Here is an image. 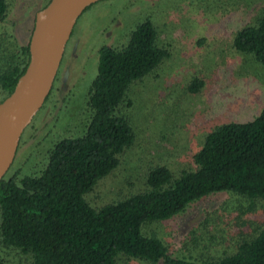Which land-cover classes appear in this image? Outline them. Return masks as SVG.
<instances>
[{
  "label": "rangeland",
  "instance_id": "obj_1",
  "mask_svg": "<svg viewBox=\"0 0 264 264\" xmlns=\"http://www.w3.org/2000/svg\"><path fill=\"white\" fill-rule=\"evenodd\" d=\"M0 33L26 43L43 0H8ZM264 0H98L78 17L67 41L54 87L23 131L7 170L19 178L37 173L47 152L62 136L81 133L88 119L86 95L97 72L103 44L121 47L146 17L170 54L156 69L132 83L121 106L135 132L119 164L98 179L86 197L94 206L144 189L148 170L165 164L175 174L193 168L194 152L216 125L256 116L264 104V65L232 45L236 30L252 22ZM197 76L203 85L188 89ZM4 91L0 88V99ZM55 103L51 106L50 101ZM130 101V103H128ZM264 222V201L251 207L231 191H215L161 220L143 225L174 256L203 260L234 251L241 238L253 236ZM0 257L10 264H31L29 253L0 239ZM119 264H150L121 257ZM161 264V263H157Z\"/></svg>",
  "mask_w": 264,
  "mask_h": 264
},
{
  "label": "trees",
  "instance_id": "obj_2",
  "mask_svg": "<svg viewBox=\"0 0 264 264\" xmlns=\"http://www.w3.org/2000/svg\"><path fill=\"white\" fill-rule=\"evenodd\" d=\"M10 8L8 0H0L1 20ZM158 35L146 17L130 30L123 46L103 44L87 89L84 130L59 137L37 173L17 178L6 172L0 179V239L29 253L31 264H119L123 256L150 264H264V222L253 236L241 238L234 251L203 260L174 256L158 236L142 230L145 223L168 218L215 191L240 194L251 207L264 201V104L249 120L223 122L207 132L193 154V168L175 174L158 164L148 170L147 186L139 192L101 206L86 197L134 141L131 122L120 109L132 83L169 56ZM232 45L264 65V7L236 30ZM28 59V42L0 33V101ZM202 85L194 76L188 89L196 92ZM0 264L10 263L0 257Z\"/></svg>",
  "mask_w": 264,
  "mask_h": 264
},
{
  "label": "water",
  "instance_id": "obj_3",
  "mask_svg": "<svg viewBox=\"0 0 264 264\" xmlns=\"http://www.w3.org/2000/svg\"><path fill=\"white\" fill-rule=\"evenodd\" d=\"M98 0H49L35 12L29 59L13 89L0 101V179L20 137L48 96L67 41L81 13Z\"/></svg>",
  "mask_w": 264,
  "mask_h": 264
},
{
  "label": "flooded vegetation",
  "instance_id": "obj_4",
  "mask_svg": "<svg viewBox=\"0 0 264 264\" xmlns=\"http://www.w3.org/2000/svg\"><path fill=\"white\" fill-rule=\"evenodd\" d=\"M62 57H63V56H62ZM61 61H62V59H61ZM60 68H61V62H60V65H59V68H58V70H57V73H56V76H55V79H54V80H56V77H57V75H58V72H59ZM53 87H54V81H53L52 88H51V90H50V92H49L48 95H50V93H51ZM46 99H47V97H46ZM46 99H45V100H46ZM54 103H55V102L51 100L49 104L52 106ZM43 105H44V103H43ZM41 107H42V106H41ZM31 123H32V122H31ZM28 125H30V124H28ZM22 136H23V133H22L21 137H22ZM21 137H20V140H21ZM19 143H20V141H19ZM18 147H19V145H18ZM17 150H18V148H17Z\"/></svg>",
  "mask_w": 264,
  "mask_h": 264
}]
</instances>
